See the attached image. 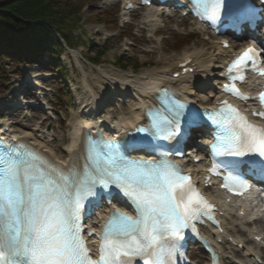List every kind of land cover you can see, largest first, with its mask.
<instances>
[{
    "label": "snow or ice",
    "instance_id": "obj_1",
    "mask_svg": "<svg viewBox=\"0 0 264 264\" xmlns=\"http://www.w3.org/2000/svg\"><path fill=\"white\" fill-rule=\"evenodd\" d=\"M192 2L209 20L217 19L224 7V0ZM257 56L248 49L228 72L249 62L255 65ZM258 71L264 76V69ZM225 90L248 99L234 85H225ZM258 99L264 106V92ZM184 107L170 101L155 112L148 128L138 131L153 139H172L180 129ZM253 114L264 117V112ZM201 118L199 113L190 116L192 121ZM208 119L217 126L214 155L240 158L224 161L227 169L238 172L243 163L264 171V127L250 123L226 101ZM85 153L82 166L63 168L24 143L0 142V264H129L131 258L142 264H175V242L182 230L210 207L190 177L166 158L127 159L110 141L90 143ZM225 179L244 183L231 173ZM112 186L131 202L136 215L119 210L109 214L99 234V259L94 260L81 235V214L86 202L99 206L98 189L108 191Z\"/></svg>",
    "mask_w": 264,
    "mask_h": 264
},
{
    "label": "rangeland",
    "instance_id": "obj_2",
    "mask_svg": "<svg viewBox=\"0 0 264 264\" xmlns=\"http://www.w3.org/2000/svg\"><path fill=\"white\" fill-rule=\"evenodd\" d=\"M60 2H73L81 6V21L72 28L74 36L75 50L65 49L62 56V66L67 70L68 75L62 79L57 71V66L53 63L51 56L44 53L39 58L40 64H15L12 61L4 62L0 65V117L2 122L11 123L17 132L30 131L31 128L39 130L38 136L54 148L55 152L67 151L64 141L71 137V125L76 116L82 112L89 101V97L101 98L107 92L121 95L117 81L123 82L126 77L135 78L155 70L165 68L170 63L176 62L186 52L204 51L215 56L212 42H204L203 37H192L182 40V34H175L173 25L181 26L180 32L188 34L191 30V23L186 24L175 18L174 21L165 24L160 36L155 40H148L146 37H135L138 33L139 15L131 26H121L119 0H59ZM138 28V29H137ZM177 40V46L183 44L179 51H173L171 44ZM134 41V43H131ZM106 48L105 55L101 58L102 63L94 66L88 63L94 57L96 50ZM128 64L125 70L117 62ZM139 63L141 68L136 71L133 66ZM145 64V65H143ZM143 65V66H142ZM215 72V70H213ZM211 79L208 84H197L193 88L194 98L207 99L204 93L210 89L209 82L215 79V74H210ZM43 83L52 93L47 94V100L55 105V111L41 109H30L14 111L12 108L19 103V100H32L35 97L26 94L30 92L27 85L30 81ZM90 85V88L88 87ZM71 90L73 97H64L65 89ZM62 88V89H61ZM118 88V89H116ZM25 94V95H24ZM128 94H126L127 96ZM127 102L121 101L117 104L111 103L104 115L113 113L119 115L127 112L134 104L133 98H126ZM54 134V135H53ZM54 139V142L52 140ZM195 256V254H194Z\"/></svg>",
    "mask_w": 264,
    "mask_h": 264
},
{
    "label": "trees",
    "instance_id": "obj_3",
    "mask_svg": "<svg viewBox=\"0 0 264 264\" xmlns=\"http://www.w3.org/2000/svg\"><path fill=\"white\" fill-rule=\"evenodd\" d=\"M81 6L70 1L59 0H0V65L7 61L15 64H37L43 52H47L57 66L59 75H68L62 66L61 56L65 51L52 31L59 35L67 46L74 48L72 28L81 21ZM106 48L96 50L90 61L94 65L102 62ZM40 56V57H39ZM122 68L128 64L117 62ZM139 68L138 63L133 65ZM71 98L65 87L63 93Z\"/></svg>",
    "mask_w": 264,
    "mask_h": 264
},
{
    "label": "bare ground",
    "instance_id": "obj_4",
    "mask_svg": "<svg viewBox=\"0 0 264 264\" xmlns=\"http://www.w3.org/2000/svg\"><path fill=\"white\" fill-rule=\"evenodd\" d=\"M153 12L149 11L148 13V18L153 17ZM214 48L217 50V54H222L224 53L223 51H219V47ZM187 54V53H186ZM186 56V55H185ZM192 60V64L189 67H197L199 68V72H203L200 77L196 75L195 80L197 79H204L207 77V74L210 72V66L212 63H214L213 56L209 53H206L204 51H194L193 56H188L184 57L181 59L179 62L175 63H170L168 66L165 67V70L161 69L155 70L149 73L144 74V82H139V77H136L134 79L130 77H126L123 79V82L117 81V86L120 88L119 91L122 94V97H126V94H133L134 97V104L130 107V110L128 112H122L120 113L119 119L117 122L113 123V127L115 129L121 130L123 129L124 125L127 124H132L136 125L139 123L140 118L144 117V121L146 122L147 119L145 118V110H146V103H150L153 100V95H151V91L157 89L158 87L155 88L154 85V80L157 77H160L161 79H165L164 84L166 81L173 82L175 81L173 79L174 75L176 73H182V69L178 68L179 64L185 63L188 60ZM218 64V68L220 65V62H215ZM216 68V67H215ZM202 70V71H201ZM205 74V75H204ZM216 74V73H215ZM190 75V74H189ZM220 75L219 73L217 76ZM160 80V79H159ZM179 84H186L187 77H181L179 79ZM203 82V81H202ZM158 86H160L158 84ZM90 88V85H88ZM118 89V88H116ZM114 94L115 100H118L116 96H118V93L115 92H109L105 93L102 97L100 98L99 101L103 100L104 98L111 97V95ZM128 96V95H127ZM122 97L120 99H122ZM99 98L97 97H89V101L87 102V109L85 113L81 112L78 116L75 117V123L73 124L74 127V132L72 133L71 136V145L67 147V151L60 152L61 155L63 156V159H65V165L63 166H69L70 164L77 163L79 165H83L85 163L84 161V156H85V136L86 134L89 133V130L87 129V126H95L98 124V121L95 119L96 112L100 109L99 107V101L97 100ZM39 142V141H38ZM40 145L45 146L46 144H43L39 142ZM56 153V152H55ZM60 156V155H59ZM52 164H56L55 162H51ZM227 209H224V211H227ZM232 223H239L241 226L243 223L239 221L237 218L232 219ZM235 221V222H234ZM260 225H264V219L260 221ZM240 230H238L239 233ZM237 234V233H236ZM200 253V251H198ZM197 254V253H196ZM197 256L201 258V255ZM203 258V257H202Z\"/></svg>",
    "mask_w": 264,
    "mask_h": 264
}]
</instances>
